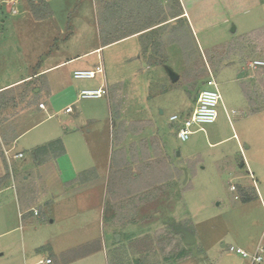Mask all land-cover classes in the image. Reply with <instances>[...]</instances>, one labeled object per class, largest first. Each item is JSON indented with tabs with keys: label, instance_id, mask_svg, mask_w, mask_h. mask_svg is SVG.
I'll return each mask as SVG.
<instances>
[{
	"label": "rangeland",
	"instance_id": "obj_1",
	"mask_svg": "<svg viewBox=\"0 0 264 264\" xmlns=\"http://www.w3.org/2000/svg\"><path fill=\"white\" fill-rule=\"evenodd\" d=\"M79 1L71 11L63 13L66 0H50L48 6L46 0H18L19 5L13 11L9 2L0 0V87L44 69L50 63L49 57L40 54L49 42L53 43L50 51L56 56L60 53L59 61L82 56L75 65L90 64L95 68L101 63L110 82L112 76H125L127 91H133L129 88H134L138 82L137 77L129 76L130 71L145 73L146 80L152 82V120L158 124L162 138L171 141L174 163L178 167L185 166L187 178L184 176L182 183L180 180L159 185L140 196L134 194L120 201H109L107 217L100 216L88 231L76 230L80 227L78 224L66 226L62 222L51 226L53 234L44 228L36 231L32 226L40 222L37 218L32 223L21 220V205L15 192L6 191L0 194V249L11 236L20 237L23 230L35 234V241L42 244L49 237L46 243L50 247H42L35 253L53 255V249L61 251L56 264H63L97 246L109 253V260L104 259L102 264H247L227 247L253 252L256 247H251L259 243L264 232V67H253L255 61H264V13L253 16L260 22L239 23L238 27L242 26L235 33L232 32L235 25H231L224 32L194 38L186 28L183 36H177L178 43L167 40L176 27L168 26L163 50L169 55H164V61L180 77L178 83L172 84L165 66L139 58V38L102 48L110 35L120 33L118 24L110 19L113 16L109 18L108 14L116 9L110 11L108 7L122 0H84L82 4ZM35 2L37 6L33 8ZM125 4L127 18L136 13L132 15L131 29L138 21L145 23L158 17L163 20L171 17L166 0H125ZM54 11L56 21L49 15ZM33 14L46 19L40 21ZM113 15L117 17L115 12ZM255 28L257 33L247 36L246 33ZM216 44L222 47L208 50L207 46ZM98 47L101 50L94 52ZM183 49L184 55L180 53ZM210 71L222 97L218 119L214 124L205 125L204 132H197L183 142L177 138V127L170 117H185L191 112L195 104L193 95L199 94ZM47 74L48 78L50 74ZM55 74L75 85L97 83L103 77L76 81L70 67L65 65ZM47 78L23 84L0 96V104L7 101V106L0 111V153H4V158L0 157V176L4 173L3 160L7 161L9 175L15 164L23 163L8 151L6 137L15 134L18 122L20 132L36 123L22 114L37 106L35 90L47 85ZM39 98L44 96L39 95ZM123 99L122 104L127 105L129 96ZM103 101L104 113L108 114L107 99ZM75 108L77 111L78 107ZM113 109L116 111V107ZM105 116L102 127L110 128L112 135L110 140H106L105 133L101 138L100 166L107 165L108 161L112 163L117 153L113 152L117 148L116 133L113 137L116 126L111 123L110 114ZM27 139L20 140L16 152L25 149ZM114 173L113 166L112 176ZM242 190L252 193L251 201H241ZM45 212L47 222L50 218L47 209ZM12 227L17 230L6 235ZM179 227L191 230L197 242L187 246L183 235L176 232ZM40 259L32 256L27 264H36ZM7 263L6 258L0 257V264Z\"/></svg>",
	"mask_w": 264,
	"mask_h": 264
},
{
	"label": "crops",
	"instance_id": "obj_2",
	"mask_svg": "<svg viewBox=\"0 0 264 264\" xmlns=\"http://www.w3.org/2000/svg\"><path fill=\"white\" fill-rule=\"evenodd\" d=\"M6 1L12 7L11 11L19 5L18 0ZM83 1L80 0V4ZM179 2L183 13L180 18L185 22L194 38L209 33L224 32V29L231 25H235L232 29V32L235 33L244 24L260 22L253 16L255 13L259 15L264 13V0H179ZM77 3V0H66L61 12L71 11L70 9ZM36 4L35 2L33 8H36ZM46 5L48 6V1H46ZM17 11L18 9L15 8L14 12ZM49 15L56 21V11L50 12ZM35 18L40 21L46 19L44 16L43 18L35 16ZM177 19L179 18H168V21L163 24L165 29L168 26L176 25ZM239 23L242 25L238 27ZM55 30L57 29L55 28ZM257 31L258 29L255 28L246 34L249 36L256 34ZM165 32L161 38L163 45L153 50L150 55L162 54L168 57V51L163 50L166 45ZM140 34L142 33L135 32L132 35L122 36L119 41L108 42L110 44H104L102 48L113 46L130 38H139L141 48L139 58L151 64L165 66L169 73L171 70L169 63L162 64L152 57L143 56ZM172 37H168L167 40L172 41ZM52 46L53 43L49 42L40 54L49 57L50 63L44 69L0 87V92H4L26 83L46 79L47 73L50 74L47 78V85L38 86L35 90L38 99L37 106L35 105L33 109L22 114V116L25 114L28 119H34L36 123L33 124V127L20 132L18 122L17 127L14 128L15 134L12 137H6V145L11 155L23 154L24 157L17 159L23 160V163L19 161L15 164L10 175L6 169L7 161L3 160L5 166L4 173L0 176V194L10 190L15 192L17 202L21 205L19 218L29 223L37 218L40 222L32 226L36 231L44 228L43 230H47L46 232L52 233L51 226L62 222L66 226L78 224L80 227H76V230L78 228L80 231H88L92 229L93 223L97 224L100 216L107 217L109 201H120V199H126L134 194L140 196L141 193L167 182L181 180L182 183L186 176L185 166L175 165L173 159L175 150L170 147L171 141L162 138L158 124L152 120L150 113L152 82L146 80V74L141 75L136 71H130L129 76L137 77L138 80L134 88H129L133 91L125 90V81L123 80L125 76L122 78L112 76L110 82L109 78H106L105 69L104 74L96 76V78L103 76L98 79L97 83L92 82L88 85L68 83L60 75L55 74L59 67L69 66L74 78L76 71L94 70L101 63L95 68L90 64L75 65L82 56L59 61L60 53L58 52L56 56V53L51 52ZM207 47L210 51H216L222 46L216 44ZM100 50L101 47H98L94 52ZM180 53L184 55V49ZM75 80L77 81V79ZM172 84L176 83L172 82ZM93 86L96 89L106 86L107 95L96 100H89L99 101L89 104L88 101L80 99L79 95L82 90ZM137 88L138 90H136ZM204 88L205 83L199 93ZM39 95H43L44 98L40 99ZM198 95H193L194 107ZM125 96H129L127 105L122 104ZM105 98L107 99L106 112L110 114L111 123L114 127L116 126L113 129V137L116 133L117 148L113 152L117 153L116 156H113L112 163L108 161L107 165L101 164L100 166L101 138L105 133L106 140H110L112 135L110 128L107 127L105 130L102 127L105 121L104 117L108 115L104 113L102 107ZM41 104L44 105V108H40ZM69 107H73L72 113H66V109ZM75 107H78L77 111ZM115 107L116 111L113 109ZM73 115L74 118H72ZM25 137L28 138L25 149L16 152L20 140ZM234 137L236 138L237 135ZM0 157L4 158V153H0ZM113 166L115 173L112 176ZM45 209L48 210L50 218L47 222H45V219H48ZM34 211H38L39 214L35 215ZM7 222L5 227H7ZM16 230L17 228L12 227L6 232V235L12 234ZM48 238L42 244V242L35 241V234L25 233L22 230L20 237L11 236L4 242L0 249V257L6 258L7 264H27L28 259L32 256L41 257L36 264L47 259H52L53 264H56L57 256L62 253L61 251L53 249V255L38 254V256L35 253L38 249L49 246L46 243ZM223 243L222 247L224 248L226 244ZM258 244H254L251 248L257 247ZM102 250L104 249L101 246H97L87 253L76 255L62 263L102 264L104 259L109 260L108 251Z\"/></svg>",
	"mask_w": 264,
	"mask_h": 264
},
{
	"label": "built area",
	"instance_id": "obj_3",
	"mask_svg": "<svg viewBox=\"0 0 264 264\" xmlns=\"http://www.w3.org/2000/svg\"><path fill=\"white\" fill-rule=\"evenodd\" d=\"M253 67H264V61H255ZM98 74H104L102 65H99L94 70L76 71L74 73V78L77 80H92L95 79ZM105 95H107L106 86L99 89L82 90L79 97L82 100H90L99 99ZM221 100L222 97L218 89V83L210 71V77L205 82V88L199 93L196 105L192 111L185 117L174 115L170 118V121L177 127V138L183 142L189 141L197 132H204L203 127L205 125L214 124L218 119V107ZM40 108H44V105L41 104ZM72 112V107L66 109V113ZM23 157V154L15 156L16 159H22ZM232 190H236L235 186H232ZM34 212L35 215L39 214L38 211ZM227 249L230 253L242 257L247 261V264H264V232L259 244L253 252L234 246L227 247ZM40 264H53V260L47 259L40 262Z\"/></svg>",
	"mask_w": 264,
	"mask_h": 264
},
{
	"label": "trees",
	"instance_id": "obj_4",
	"mask_svg": "<svg viewBox=\"0 0 264 264\" xmlns=\"http://www.w3.org/2000/svg\"><path fill=\"white\" fill-rule=\"evenodd\" d=\"M169 4L168 8H167V12L168 14L171 15L172 18H179L177 19L178 23H176V27L175 30L172 32L173 37H172V41L171 42H176L178 43V39L177 36H183L186 32V24L184 21H182V18H180L183 13H182V8H181V4L179 2V0H166ZM109 10H115L113 12H109V18L110 16H113V19L110 18L112 20V22L117 23L118 27L120 28V33L116 36H111L108 38L107 40V44H110L112 42H117L119 41L120 37L128 35V34H135L136 33H142L140 34L141 37V44H142V52H143V56H149L153 50H156L158 48H160L163 45V33L165 32V25H163L164 23H166L168 21V19H160L158 17L157 20H153L151 22H137L135 24V27H133L131 29V19H132V15H135L136 13H132V15L127 18V15H125V8H126V4H125V0H122L121 2H117L116 4H111L109 7ZM114 12L117 14V17L114 18ZM139 15V14H138ZM116 19V20H115ZM110 20V22H111ZM134 24V21H133ZM182 24V25H181ZM162 25V26H161ZM164 27V28H163ZM123 29V31H122ZM189 30V29H187ZM176 34V35H175ZM110 42V43H108ZM182 45V44H181ZM152 59L156 60L159 63L165 64L166 61H164V56L162 54H157L156 56H152ZM27 84V83H26ZM13 89L4 91V92H0V96H5L8 92H12ZM7 106V101H3L0 104V111ZM241 201L244 203H247L249 201L252 200V193L249 192L248 194L245 191H241Z\"/></svg>",
	"mask_w": 264,
	"mask_h": 264
},
{
	"label": "water",
	"instance_id": "obj_5",
	"mask_svg": "<svg viewBox=\"0 0 264 264\" xmlns=\"http://www.w3.org/2000/svg\"><path fill=\"white\" fill-rule=\"evenodd\" d=\"M169 75L173 83H177L179 81L180 78L179 75H177L172 70H169ZM186 178H187V172H186ZM176 232L181 233L183 235L185 244L187 246H192L197 242L195 234L187 228L179 227L178 229H176ZM117 238L119 239V237Z\"/></svg>",
	"mask_w": 264,
	"mask_h": 264
}]
</instances>
